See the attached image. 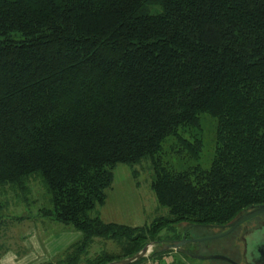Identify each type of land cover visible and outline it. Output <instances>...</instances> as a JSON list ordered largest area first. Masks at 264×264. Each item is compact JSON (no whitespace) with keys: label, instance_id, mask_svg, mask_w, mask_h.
I'll list each match as a JSON object with an SVG mask.
<instances>
[{"label":"trees","instance_id":"trees-1","mask_svg":"<svg viewBox=\"0 0 264 264\" xmlns=\"http://www.w3.org/2000/svg\"><path fill=\"white\" fill-rule=\"evenodd\" d=\"M203 111L218 119L209 167H162L167 135L196 153L176 128ZM143 159L160 224L215 227L264 203V0H0V187L26 199L38 180L39 214L81 230L41 264H106L168 240L159 223L89 212L115 164ZM94 237L118 250L88 256Z\"/></svg>","mask_w":264,"mask_h":264},{"label":"rangeland","instance_id":"rangeland-1","mask_svg":"<svg viewBox=\"0 0 264 264\" xmlns=\"http://www.w3.org/2000/svg\"><path fill=\"white\" fill-rule=\"evenodd\" d=\"M197 119V125L186 123L176 128V131L186 141L188 140L190 144L195 146L197 149L196 153L194 152L195 154L192 155V152L182 145L176 134L167 135L162 139V149L157 153L162 167L164 166L171 172L190 170L193 167H209L217 145L216 124L218 119L206 111L199 112ZM194 138L199 143H195ZM150 164V161L145 159L134 166L120 162L115 164L111 170L110 187L105 188V201L101 205H95L89 212L92 215H98L101 219L111 222L116 221L126 225L140 226L141 224H150L152 222L158 224L159 220L168 214V209L165 205H159L156 196H154L150 185V180L153 176ZM132 169H134V174ZM37 182L38 180L31 179V192L27 194L26 199L17 195L14 190H11L6 185L0 187V200L3 203L2 208H0L2 217L0 222V245L6 247L5 249L16 250L17 253L24 254L23 233L26 230L27 233L34 231V229V232H37L40 228L39 233L42 232L43 234L45 250L48 252V257L43 260L53 261L64 253L67 245L76 242L80 238L81 230H76L68 224L58 223V221H49L46 216L39 214L38 207L48 204V193L41 186L42 184L39 182V186ZM18 215L21 217H16ZM160 225L162 226L157 233L160 234L161 239L178 238L183 232L199 236L210 231L207 229L209 225L206 224L198 226L197 224L189 225L181 222L169 226L165 222V224ZM211 232H214V230ZM39 233L37 234L39 235ZM232 236L233 232L225 236L216 237V239H209L210 249L207 253H222L229 258L236 255L228 246ZM148 247V252L141 256V262L137 264H227L225 260L219 258H190L174 252V248L161 254L159 243ZM103 249L116 252L118 250L116 241L105 237H94L87 249L88 256Z\"/></svg>","mask_w":264,"mask_h":264},{"label":"water","instance_id":"water-1","mask_svg":"<svg viewBox=\"0 0 264 264\" xmlns=\"http://www.w3.org/2000/svg\"><path fill=\"white\" fill-rule=\"evenodd\" d=\"M258 213H264V203L255 204L251 209H247L240 214L234 216L231 218L230 221L226 224H221L220 226H223L225 228L224 230H221L219 232H216V234H209L204 235V237H191L186 238L185 236H182L178 239H168L166 241L161 242L159 239H153L152 241L145 242L141 249L138 252H135L131 255H128V257H119L116 258V260H109L106 264H129L133 262L134 260H138L141 258L142 255L146 254L149 250L150 245L153 244H160L161 250L171 249L174 248V250H182L181 246L186 245L187 243H190L191 241H198V245L202 247V249L199 250V252L192 254L190 256L197 257L199 259L210 257L212 259H223L227 262H231L232 264H264V224L261 226H257L253 229L252 232L244 235L243 237V243L245 244V250L244 255L246 256L247 262L239 263L237 260L233 258H229L224 256L222 253H207L208 248L206 245H204V240L207 239H216V237L227 235L229 234L230 230H232L235 226L240 225L242 221L246 219H250L254 217V215ZM186 251V250H185ZM187 253V251H186Z\"/></svg>","mask_w":264,"mask_h":264},{"label":"flooded vegetation","instance_id":"flooded-vegetation-1","mask_svg":"<svg viewBox=\"0 0 264 264\" xmlns=\"http://www.w3.org/2000/svg\"><path fill=\"white\" fill-rule=\"evenodd\" d=\"M264 224V213H258L254 215L252 218H248L244 221L241 222L240 225L235 226L232 230H230L229 233L233 232V236L229 240V247L233 250V253H236V255L231 256V258L237 260L239 263L247 262L246 256L244 255V250H245V244L243 243V237L244 235L250 233L253 231V229L257 226H262ZM208 230H210L208 233H204L203 235H193L189 233L183 232L178 238L185 236L186 238H191V237H204V235H213L216 234V232H219L221 230H224L223 226L216 225L215 227H210V225L207 227ZM214 230V232H211ZM228 235V234H227ZM178 238H168V239H178ZM208 240H204V245L207 246L208 250L210 249V245L208 244ZM182 250H175L178 254H183L186 255L187 257H194L190 256L192 254H195L199 252L202 247L198 245V241H191L190 243H187L186 245L181 246ZM187 253H186V251ZM197 258V257H196ZM227 264H232L231 262L225 261Z\"/></svg>","mask_w":264,"mask_h":264},{"label":"crops","instance_id":"crops-1","mask_svg":"<svg viewBox=\"0 0 264 264\" xmlns=\"http://www.w3.org/2000/svg\"><path fill=\"white\" fill-rule=\"evenodd\" d=\"M40 230L39 228L37 232H34V229V231H29L28 233L26 230L22 236L24 254H19L16 250L7 248L2 251L0 264H38L46 261L43 259L48 257V252L45 250V240L42 232L39 233Z\"/></svg>","mask_w":264,"mask_h":264}]
</instances>
